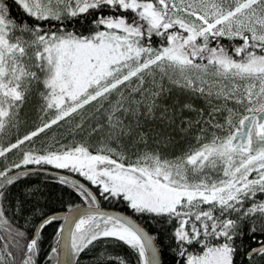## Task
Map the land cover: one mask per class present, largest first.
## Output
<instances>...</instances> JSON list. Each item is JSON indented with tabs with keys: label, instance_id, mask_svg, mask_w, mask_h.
Returning <instances> with one entry per match:
<instances>
[{
	"label": "snow or ice",
	"instance_id": "6c2138e0",
	"mask_svg": "<svg viewBox=\"0 0 264 264\" xmlns=\"http://www.w3.org/2000/svg\"><path fill=\"white\" fill-rule=\"evenodd\" d=\"M264 264V0H0V264Z\"/></svg>",
	"mask_w": 264,
	"mask_h": 264
},
{
	"label": "trees",
	"instance_id": "16d2710c",
	"mask_svg": "<svg viewBox=\"0 0 264 264\" xmlns=\"http://www.w3.org/2000/svg\"><path fill=\"white\" fill-rule=\"evenodd\" d=\"M164 261H165V264H169L170 260H171V254L165 250V255L163 257Z\"/></svg>",
	"mask_w": 264,
	"mask_h": 264
}]
</instances>
